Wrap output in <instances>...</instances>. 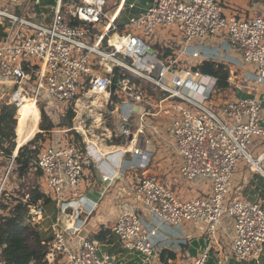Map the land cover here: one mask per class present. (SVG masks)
Instances as JSON below:
<instances>
[{
    "label": "built area",
    "instance_id": "2783aa9c",
    "mask_svg": "<svg viewBox=\"0 0 264 264\" xmlns=\"http://www.w3.org/2000/svg\"><path fill=\"white\" fill-rule=\"evenodd\" d=\"M20 4L21 0H0V24L9 25L0 41L1 99L16 107L27 99L37 104L43 98L69 105L76 116L66 132L80 137L70 142L56 139L42 149L30 147L38 148L39 189L56 207L82 200L85 168L98 167L99 183H119L132 200L133 209L122 211L110 227V236L125 251L164 264L162 229H182L190 223L202 226L210 243L221 231L236 261L262 264L264 204L228 202L227 196L242 160L264 177L258 166L263 155L254 161L248 152L254 139L264 137V106L255 98L230 97L213 108L220 94L217 78L197 66L216 61L213 51L203 52L214 48L220 50V58L226 55L225 61L236 64L229 56L233 51L253 69L245 79L264 85V16L226 15L219 0H151L119 26L105 10L106 0H59L50 23L37 24L15 14ZM128 7L132 10L134 4ZM95 96L101 97L99 107L91 106ZM88 106L109 107L106 115L113 130L104 129L108 134L103 133L101 141L125 140L109 146L119 149L114 152L119 162L110 164L111 170L97 157L86 135L89 130L83 128L78 110H89ZM162 151L172 153L163 159L166 165L175 157L180 181L207 182L209 193L181 199L160 176L144 175ZM5 157L0 146V160ZM15 157L8 160L0 195L10 190L6 185ZM84 207L83 202L77 204L76 212L84 214ZM44 214L45 206L36 201L28 208L27 221L38 226ZM225 217L231 221L230 231L221 227ZM89 219L85 216L80 227L74 222L55 225L43 264H117L98 241L79 235ZM182 235L186 241L191 238ZM209 251L210 245L191 264H206Z\"/></svg>",
    "mask_w": 264,
    "mask_h": 264
},
{
    "label": "crops",
    "instance_id": "0c3cea01",
    "mask_svg": "<svg viewBox=\"0 0 264 264\" xmlns=\"http://www.w3.org/2000/svg\"><path fill=\"white\" fill-rule=\"evenodd\" d=\"M58 1L59 0H56L55 5L58 3ZM150 1L151 0H112L111 8H109V11L106 9V11L109 12L117 25L123 26L126 24L128 17L143 11L148 6ZM219 1L223 7L224 14L226 15L234 14L238 18L243 19H249L261 15L264 16V0ZM38 3L39 0H21L20 6L15 10V14L18 16L24 15L37 24H46L44 22H37L35 20L36 12L34 11V5ZM131 3L134 4V8L129 10L128 5ZM107 4L108 0H106V5ZM8 28V23L0 24V41L5 39ZM212 51L216 56V61L225 64L223 61L219 60L221 59L220 50L214 48L210 50H204L203 52L211 53ZM223 51L221 49V52ZM233 59L234 58H232V60ZM234 62L236 63L237 67L240 68V76L242 77L243 85H237L239 87H236L234 92L231 91V95H229L226 99L230 97L255 98L260 100L261 104L264 106V85H258L246 80L245 77H249V74H252L253 71L240 64L238 60H234ZM228 68L231 69L230 66H228ZM2 92L3 90L0 87V100L2 98ZM219 101L216 100L213 102L214 107L221 103ZM260 122L264 127V114L262 115ZM18 150L14 155H17ZM248 152L254 161L263 155V159L258 164V166L264 173V137H258L254 139L248 148ZM171 155L172 153L170 151H162L160 157L152 163L148 170L144 171V175L149 174L160 176L165 184L170 187L172 191H174L181 199H192L202 195H207L210 191L209 183H186L178 179L176 173L177 164L176 160H174L175 157H172L173 162H170L169 165H166L163 161V159L169 158ZM128 157L129 156H127V159ZM7 162V159L6 161L5 159L0 161V181L4 175ZM118 162V159L113 162L106 161V163L110 166V170V164L113 163V165H117ZM84 173L86 182L85 189L82 191V200H69L65 203H62L60 207H56V205L52 202L48 205H45V214L40 225L37 226L42 239H50L55 229V225L57 224L59 227H64L65 224L70 225L74 222L75 226L80 227L85 216L90 217V219L92 218L91 211L93 208L94 215L98 211L103 212L106 207L111 208V210H115L116 205L119 207V210H121L119 213L133 209L132 200L129 193L123 190L119 183H114L108 186L99 183L100 179H98V176L94 171V167L91 169L85 168ZM137 176H139V173H137ZM120 200L126 202V205H121L118 202ZM227 200L228 202L233 200H247L253 203L264 204V177L252 164L246 162L245 160H242L235 169L233 179L230 181L228 186ZM74 202L77 204H81V202L85 203L86 210L84 207V214L79 215V213L76 212V209L73 206ZM65 210H67V214L70 215L69 218L63 213ZM117 217L115 218L114 222L116 221ZM88 227H90L89 224L86 226V228ZM221 227L223 230L230 231L231 221L225 218V220H223L221 223ZM96 230L94 233L101 229H98L97 231ZM162 230L164 231L163 243L166 247V250L162 254L163 258H161L164 264H178L179 262L191 264L194 258H196L208 245H210L209 257L207 260L209 264H252L238 262L232 257L230 241L229 239H226L224 236H222L221 231L214 235L213 240L210 243L209 236L202 226H196L194 224L188 223L185 224L182 229L163 228ZM182 233L188 234L191 237L190 240L186 241ZM79 235H81V232ZM112 240L115 241L111 243ZM98 243L100 248L106 249L115 257L117 264H161V262L157 261L155 258H150L146 261L145 257L139 253L125 251L123 249L122 243L117 238L115 239L114 236L109 235L106 240L100 241ZM262 264H264V256Z\"/></svg>",
    "mask_w": 264,
    "mask_h": 264
},
{
    "label": "trees",
    "instance_id": "16d2710c",
    "mask_svg": "<svg viewBox=\"0 0 264 264\" xmlns=\"http://www.w3.org/2000/svg\"><path fill=\"white\" fill-rule=\"evenodd\" d=\"M197 68L201 73L217 78V90H223L229 86V70L225 64L217 61H202ZM2 102L0 104V146L4 148L8 157H11L19 149L14 159L19 181L25 179L32 169L35 180H38L41 175V172L35 167L38 148L31 150L30 146L26 145L29 141H31L30 144L36 143L42 136L41 133H38L34 137V134L31 133V126L38 116L28 108L27 103L17 108L14 104L7 103L6 100ZM40 116L39 127L41 130L48 132L56 127L57 124L52 121L43 108L40 110ZM74 116L70 106L66 111L63 123L58 125L71 129ZM73 136L74 140L80 141V137L76 133L73 132ZM121 142L122 140L115 139L116 144ZM26 199L30 201H26ZM36 201H41L44 206L52 202L37 184L26 185L17 191L5 190L1 193L0 262L3 264H30L31 262L43 264L48 253L50 239H42L38 227L27 221L28 208ZM109 235L110 230L101 229L93 233L91 238L100 242L106 240Z\"/></svg>",
    "mask_w": 264,
    "mask_h": 264
},
{
    "label": "rangeland",
    "instance_id": "374dc122",
    "mask_svg": "<svg viewBox=\"0 0 264 264\" xmlns=\"http://www.w3.org/2000/svg\"><path fill=\"white\" fill-rule=\"evenodd\" d=\"M55 3H56V0H39V3L34 5V11L36 12L35 20L37 22H41V23L44 22L46 24H49L51 17H52L53 8H54ZM111 6H112V0H108V4L105 6V10L107 9L109 11V8H111ZM150 38L152 40H155L154 38H156V37L151 36ZM229 56L235 58L236 60H238L240 62V64H242L243 66H246L247 69H250L251 71H253L252 67H250V65H245L244 63H242L241 58L238 55H236L233 51H229ZM226 59H227L226 56H221V61H223L225 63L227 68H228V66H230V68H231V69L228 68V70H229V78H228L229 87L223 89V91L221 90V94H219V96H218L219 97L218 99L220 101L217 98L215 99V101L218 100L219 102H223V100H225L229 95H231V91L234 92L235 88L239 87L237 85H243L242 77L240 76V68L237 67V65L233 64L232 62L227 63L225 61ZM144 87H146V89L148 91H153L154 94L156 93V90L151 88L149 86V84L144 83ZM2 101H4V99L0 100V104L3 103ZM27 106L30 110L34 111L38 116V118L33 122V125L31 126V129H32L31 133L34 134V137L38 133H41L42 136H40V139H38V141H36V143L30 144V142H31L30 141L26 145H29L30 147L37 146L40 149H42L44 146L50 145V143H52V141L56 140V139H60V140L67 141V142L73 141V132H66V130L68 129L67 127L58 125L60 123H63L64 116L66 114V111L69 109V105H59L55 101L53 102L51 100H47V99L43 98L40 101H38L37 104L35 103L34 99H28ZM41 108H43L46 111V113L50 116L52 121H54L57 124L56 127L51 131L44 132L39 127L40 122H41V116H40ZM213 108H216V107H214V105H213ZM108 109H109V107H108ZM108 109H106V108H103V109L89 108V110H90L89 111L87 108L81 107L80 110H78V111L80 112V115H82V117H80V118L82 120V123L84 124L83 128L85 130H89L88 131L89 133L86 132V135L88 136V138L91 141L96 140V141L103 143L107 146H111V145H113V143H115V139L112 138L110 141H107V142L101 141L102 139H104L103 133L108 134V132L104 131V129L108 128L109 130H113L112 121L106 115V112ZM74 115L76 116L75 113H74ZM75 116L72 120V128L74 125ZM96 116L101 118L100 122L96 120ZM15 119H16V114H15ZM16 123H17V121H16ZM14 134H15V129H14ZM123 141H125L124 138H123ZM95 144L96 143H94L93 145L95 146ZM113 148H115V147H113ZM9 158L10 157H8L6 155V157L3 159H5V161H6V159L9 160ZM7 164H8V162H7ZM15 169H16V166L13 165V169L11 170V172L8 176V179H7L6 187H8V189H10L9 191H17L18 189H22L26 185H30V184H34V185L37 184L38 185L37 181L39 179L35 180V177L33 174L34 173L33 169L29 172L27 177L21 181H19L17 179L18 174H17ZM130 187H132V184H130ZM98 191H99V189H98ZM84 192H86V191H84ZM118 202L121 205H126V202H123L121 200ZM52 203H54V201H52ZM73 206H74V208H76L77 203L74 202ZM85 210H86V207H85ZM93 210H94V208L91 211L92 218L88 222L90 227L84 229L81 233L82 235L84 234V235L88 236V238L92 237V235L96 229L97 230L98 229L109 230V228L113 225L115 218L118 216V213L121 211V210H119V207L117 205H116L115 210H111V208L106 207L103 210V212L98 211L95 215L93 213ZM225 218L229 219L228 217H225ZM225 218H224V220H225ZM218 232L219 231H217L216 233H218ZM114 238L116 239V237H114ZM114 241L115 240H112L111 243H113ZM178 264H185V263L179 262ZM206 264H209V263L207 262Z\"/></svg>",
    "mask_w": 264,
    "mask_h": 264
},
{
    "label": "bare ground",
    "instance_id": "6f19581e",
    "mask_svg": "<svg viewBox=\"0 0 264 264\" xmlns=\"http://www.w3.org/2000/svg\"><path fill=\"white\" fill-rule=\"evenodd\" d=\"M27 100L24 101L23 103L19 104L18 107H21V106L25 105L27 103ZM100 101H101V97L95 96L93 98V100H92L91 106H97V107H99ZM91 106H88V107L91 108ZM97 117L98 116H96V120L99 121V117L98 118ZM88 141L91 142V143H93V144L96 143L95 144V147H96V152L95 153L97 154V157H99V159H103V160H105L107 162H110V161L113 162V161H116L118 159L116 153H114V152L116 150H119V149L106 146L103 143H99L96 140L91 141L89 138H88Z\"/></svg>",
    "mask_w": 264,
    "mask_h": 264
},
{
    "label": "water",
    "instance_id": "95a60500",
    "mask_svg": "<svg viewBox=\"0 0 264 264\" xmlns=\"http://www.w3.org/2000/svg\"><path fill=\"white\" fill-rule=\"evenodd\" d=\"M94 171H95L96 175L98 176V179H100L98 167H94Z\"/></svg>",
    "mask_w": 264,
    "mask_h": 264
},
{
    "label": "clouds",
    "instance_id": "9594fccd",
    "mask_svg": "<svg viewBox=\"0 0 264 264\" xmlns=\"http://www.w3.org/2000/svg\"><path fill=\"white\" fill-rule=\"evenodd\" d=\"M17 156V155H16Z\"/></svg>",
    "mask_w": 264,
    "mask_h": 264
}]
</instances>
